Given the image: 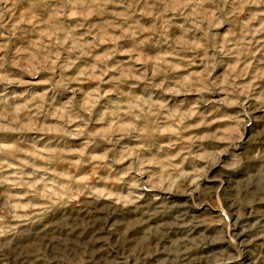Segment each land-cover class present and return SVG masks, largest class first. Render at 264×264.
Here are the masks:
<instances>
[{
	"label": "rangeland",
	"instance_id": "374dc122",
	"mask_svg": "<svg viewBox=\"0 0 264 264\" xmlns=\"http://www.w3.org/2000/svg\"><path fill=\"white\" fill-rule=\"evenodd\" d=\"M0 264H264V0H0Z\"/></svg>",
	"mask_w": 264,
	"mask_h": 264
}]
</instances>
